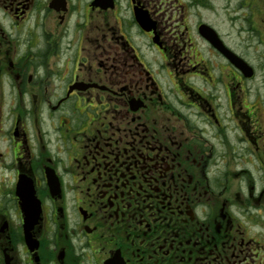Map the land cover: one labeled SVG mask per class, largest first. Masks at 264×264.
<instances>
[{
	"label": "flooded vegetation",
	"instance_id": "af4514ba",
	"mask_svg": "<svg viewBox=\"0 0 264 264\" xmlns=\"http://www.w3.org/2000/svg\"><path fill=\"white\" fill-rule=\"evenodd\" d=\"M208 2L0 0V264H264V100Z\"/></svg>",
	"mask_w": 264,
	"mask_h": 264
},
{
	"label": "rangeland",
	"instance_id": "374dc122",
	"mask_svg": "<svg viewBox=\"0 0 264 264\" xmlns=\"http://www.w3.org/2000/svg\"><path fill=\"white\" fill-rule=\"evenodd\" d=\"M236 4V0H211V2L205 3L207 7L204 9V21L214 26L224 42L252 65L255 76L250 81V88L252 92H255L257 99L264 100V23L259 21V17L254 12L256 15L252 16V23L248 25V22L243 20L246 19L245 15H250L248 9L246 7L241 9ZM119 16H124L122 11ZM120 20V31L142 53L149 54V50L152 48L149 40L139 32L132 19L129 16H124ZM252 26L257 30L252 29ZM209 47V44L204 40V48ZM204 56L208 57V55ZM232 168L234 169V167Z\"/></svg>",
	"mask_w": 264,
	"mask_h": 264
},
{
	"label": "water",
	"instance_id": "95a60500",
	"mask_svg": "<svg viewBox=\"0 0 264 264\" xmlns=\"http://www.w3.org/2000/svg\"><path fill=\"white\" fill-rule=\"evenodd\" d=\"M135 18L140 26L145 30H150L151 22L149 21L147 15L144 12H135ZM204 38L219 52H221L232 64L237 66L246 76L252 74V69L248 64L234 52L230 51L218 37L217 33L210 26L204 24L201 29Z\"/></svg>",
	"mask_w": 264,
	"mask_h": 264
}]
</instances>
